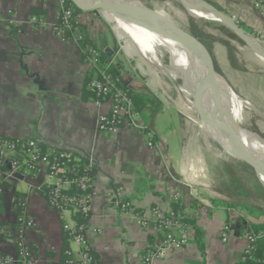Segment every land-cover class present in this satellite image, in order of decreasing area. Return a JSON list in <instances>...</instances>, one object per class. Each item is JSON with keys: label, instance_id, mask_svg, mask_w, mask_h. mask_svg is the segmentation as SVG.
<instances>
[{"label": "crops", "instance_id": "0c3cea01", "mask_svg": "<svg viewBox=\"0 0 264 264\" xmlns=\"http://www.w3.org/2000/svg\"><path fill=\"white\" fill-rule=\"evenodd\" d=\"M210 1L264 40V17L253 0ZM34 9L42 12L40 17L33 15ZM58 12V0H0V136L39 139L48 149H71L95 161L86 235L98 264H138L155 235L165 233L156 231L155 224L140 226L131 211L122 210L124 201L167 212L177 193L203 231V246L193 239L158 264H238L251 225L261 216L246 207L224 206L212 195L203 201L197 198L200 181H208L207 167L205 179L194 182V146L186 140L180 113L155 93L139 89L142 85L129 64L132 56H118L111 47L117 40L111 19L89 11L82 13L81 22L92 43L110 51L106 63L116 67L119 82L153 98L140 112L141 125L121 128L114 135L99 130L104 107L84 96L91 65L76 37L62 40L56 35ZM34 18L46 25L36 24ZM199 155L203 159V152ZM38 184L33 176L4 182L0 252L16 256L21 240L35 253L36 264H62L68 244L62 220ZM195 199L201 207H192ZM22 218L34 226L25 227ZM169 231L179 233L174 226ZM68 246L78 254L74 244Z\"/></svg>", "mask_w": 264, "mask_h": 264}, {"label": "built area", "instance_id": "2783aa9c", "mask_svg": "<svg viewBox=\"0 0 264 264\" xmlns=\"http://www.w3.org/2000/svg\"><path fill=\"white\" fill-rule=\"evenodd\" d=\"M58 1V20L54 31L62 40H67L70 39L67 34L75 29V24L81 22L82 13H75L69 5V0ZM253 4L264 17V0H253ZM33 22L40 26L46 25L42 19L34 18ZM74 35L78 41L83 39L80 33ZM84 50L91 70L94 71L87 84L88 88L95 93V98L92 100L96 106L104 107L98 118L99 130L114 135L121 128L137 127L134 118L140 113L135 110L128 90L116 89L111 83L110 76L100 73L98 64L101 51L99 49L90 46ZM149 136L148 144L153 148L151 134ZM94 168L95 161L90 156L71 149L44 150L42 143L35 138H0V194L3 191L4 182L14 179L15 174L31 176V173H34L33 177H36L39 182L37 186L39 190L43 186L48 188L49 205L60 216L64 232L69 235V241L77 248V255L72 250L68 252L70 256L68 264H98L86 235ZM73 188L76 189L75 192L71 191ZM178 198L175 197V199ZM131 205V202L122 203V210L130 211ZM76 215L86 221L78 222L75 219ZM134 217L137 223L144 228L155 224L156 231H168L164 235H155V242L141 254L138 264H158L167 253L178 251L195 239L193 229L183 222L180 215L176 214L172 208L167 212L152 208L143 215L134 214ZM22 219L25 227L34 226L31 220ZM173 226L179 229L178 234L169 231ZM263 235V232L257 235L252 233L247 235L238 264H253L251 259L255 257L257 240ZM223 236L225 241V232ZM18 251L16 256L0 252V264H36L35 253L21 240ZM256 262L264 264V255L256 258Z\"/></svg>", "mask_w": 264, "mask_h": 264}, {"label": "rangeland", "instance_id": "374dc122", "mask_svg": "<svg viewBox=\"0 0 264 264\" xmlns=\"http://www.w3.org/2000/svg\"><path fill=\"white\" fill-rule=\"evenodd\" d=\"M142 1L168 16L203 42V57L199 51L194 50V53L206 66L222 74L228 85L227 88L222 87L218 77L215 79L218 90L221 89L226 100L241 107V104L244 103L243 107L245 108L248 107L246 105H251L264 114V62L251 60L249 57L227 49L224 45V39L227 38L226 33L221 28L223 26L206 18H194L181 5L180 0ZM205 1L213 5V1ZM110 19L109 26L117 38L111 47L118 56H132L129 64L137 76L138 86L142 85L141 88H138H145L151 94L155 93L167 105L176 109L181 116L186 140L194 146V157H197L199 152H203L208 181L200 182L202 190H198L197 198L203 201L212 195L214 199L224 203L236 204L243 209L250 207L256 212H264V185L258 175L259 167L257 166L255 171L250 159L245 156L241 159L232 155V149L227 151L223 144L216 139L212 140L208 137L206 140L200 137L198 134L199 123L194 122V117L190 116L189 118V115L185 114L174 102L177 92L172 81L167 76L161 75L154 65L141 57L130 36L123 32L120 23ZM101 46L104 48L103 44ZM177 81L182 84L179 79ZM166 85L168 89H166ZM194 116L201 119L200 113H194ZM134 119L137 126L141 125L139 123L140 115ZM250 129L264 139V117L256 118L255 124ZM175 196L178 198L180 194L177 193Z\"/></svg>", "mask_w": 264, "mask_h": 264}, {"label": "bare ground", "instance_id": "6f19581e", "mask_svg": "<svg viewBox=\"0 0 264 264\" xmlns=\"http://www.w3.org/2000/svg\"><path fill=\"white\" fill-rule=\"evenodd\" d=\"M182 6L194 18L213 20V16L186 2H182ZM110 18L120 23L123 32L132 39L138 54L154 65L161 75L172 81L177 92L174 102L189 118L192 116L198 121L194 120L200 125L199 136L213 140L216 139L218 131L222 133L223 139L217 141L222 143L227 151L235 146H243L248 157L251 152L252 158L258 162V175L264 185V139L250 129L256 118L264 117V114L251 105H246L248 107L245 108L243 103L242 108L226 100L221 89L218 90L215 79L218 77L222 87L227 88L222 74L206 66L194 51L179 50L171 37L155 25L133 17ZM177 79L182 81V84H179ZM194 113H200L201 119L196 118ZM205 171V163L197 154L194 158V182L199 178L205 179Z\"/></svg>", "mask_w": 264, "mask_h": 264}, {"label": "water", "instance_id": "95a60500", "mask_svg": "<svg viewBox=\"0 0 264 264\" xmlns=\"http://www.w3.org/2000/svg\"><path fill=\"white\" fill-rule=\"evenodd\" d=\"M77 9L82 12H95L105 17H133L144 20L155 25L160 30L166 32L173 40L175 46L183 51H199L202 55L204 48L203 42L196 36L190 34L187 30L178 25L168 16L146 4L142 0H69ZM194 6L199 11L205 12L213 16V21L218 22L226 37L224 45L238 54L249 57L251 60L264 62V40L241 25L230 14L221 9L209 4L205 0H180ZM110 55V51H106ZM203 57V55H202ZM204 59V58H203ZM205 61V60H204ZM217 132L216 140H221L222 133ZM227 147V145H226ZM243 146H237L232 149V155L240 157L246 156L250 159L253 167H257V161L252 158V153L249 152V157ZM230 152V153H231ZM11 167L10 165L8 166ZM255 167V168H256ZM264 174V173H263ZM16 177L23 178L20 174H15Z\"/></svg>", "mask_w": 264, "mask_h": 264}, {"label": "trees", "instance_id": "16d2710c", "mask_svg": "<svg viewBox=\"0 0 264 264\" xmlns=\"http://www.w3.org/2000/svg\"><path fill=\"white\" fill-rule=\"evenodd\" d=\"M69 5L72 6V8L75 10V13H83L82 11H80L79 9H77L70 1H69ZM42 12H40V10L38 9H34L33 10V15H35L37 18L40 17ZM242 25V24H241ZM75 29L68 33L67 36L69 38H73L75 37V33H80L81 35H83V39L79 40V43L81 44V46L85 49L86 47H94V48H97L98 47L96 45H94L92 43V41L90 40V37L88 35V32H87V29H86V26L80 22V23H77L74 25ZM252 32V31H251ZM101 51V58H100V61H99V64H98V69L100 70V73H105L107 75L110 76V80H111V83L112 85L116 88V89H125V90H128L132 100H133V103H134V108L137 112H142V110L149 104L153 103V98L149 95H145V94H141V93H136V92H133L131 89H129L128 87L122 85L119 80H118V77H117V74H116V67L112 64H109L108 62L106 63V61L108 60V54L106 51H103L101 49H99ZM93 72L91 70L90 72V75L87 79V82H86V85H85V89H84V96L85 98H91V99H94L95 98V93L90 90L88 88V81L89 79L92 77L93 75ZM99 76H101V74H99ZM101 78V77H100ZM5 138V137H9V136H0V138ZM42 148L44 150H51V149H48L46 148L44 145H42ZM5 168H8L7 166H5ZM31 176H34V173H31ZM76 189H72L71 191L72 192H75ZM40 193L42 195H44L46 198H48V195H49V190L48 188L46 187H42L40 189ZM15 204L18 206V208L20 210L23 209V206H21L20 204H18L19 202V199H15ZM129 201H124V203H127ZM223 204L224 206H227V207H237L238 205H234L232 203H221ZM191 205L193 208H196V207H201L202 203L200 201H198L197 199L193 200L191 202ZM171 208L172 210L180 215L181 219L183 220V222H185L186 224H188L194 231V236H195V239L198 240L200 246H203V231L200 227H198L197 223H196V220L194 218H192L188 213H186V208L184 206L183 203H181V201L178 199H174L172 202H171ZM249 210H252L254 211L255 209H252L250 207H247ZM129 210L134 213V214H139V215H143L144 213H146V209H141V208H135L133 205H131L129 207ZM258 214L261 216V218L263 217V219H260V221L258 223H254L251 225L252 227V234H259L260 232H263L264 233V212H258ZM90 215V214H89ZM89 215L87 217V220L89 218ZM75 219L78 221V222H85L86 219L80 217V216H77L75 217ZM168 231H166L165 233H167ZM65 233V232H64ZM164 233V234H165ZM163 234V235H164ZM65 239H66V243H70L69 241V235L67 233H65ZM65 245L63 251H62V257H61V263L62 264H68L67 261L70 259V256H69V251H70V248L69 246ZM19 243H18V246H17V253L19 252ZM94 253V252H93ZM95 254V253H94ZM17 255V254H16ZM264 255V235L259 237L258 240H257V246H256V252H255V257L252 260V263L253 264H258V262H256V258H260ZM96 256V255H95ZM19 264V263H18Z\"/></svg>", "mask_w": 264, "mask_h": 264}]
</instances>
